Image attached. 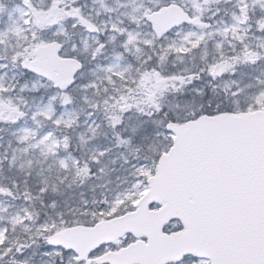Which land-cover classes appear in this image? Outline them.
Instances as JSON below:
<instances>
[{
  "label": "snow or ice",
  "instance_id": "1",
  "mask_svg": "<svg viewBox=\"0 0 264 264\" xmlns=\"http://www.w3.org/2000/svg\"><path fill=\"white\" fill-rule=\"evenodd\" d=\"M0 264H264V0H0Z\"/></svg>",
  "mask_w": 264,
  "mask_h": 264
}]
</instances>
